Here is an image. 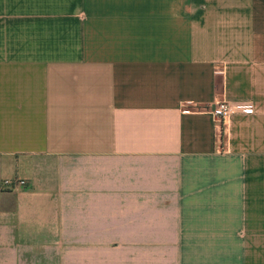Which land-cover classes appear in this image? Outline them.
Masks as SVG:
<instances>
[{"label": "crops", "instance_id": "0c3cea01", "mask_svg": "<svg viewBox=\"0 0 264 264\" xmlns=\"http://www.w3.org/2000/svg\"><path fill=\"white\" fill-rule=\"evenodd\" d=\"M0 264H264V0H0Z\"/></svg>", "mask_w": 264, "mask_h": 264}, {"label": "built area", "instance_id": "2783aa9c", "mask_svg": "<svg viewBox=\"0 0 264 264\" xmlns=\"http://www.w3.org/2000/svg\"><path fill=\"white\" fill-rule=\"evenodd\" d=\"M212 70L214 73H221L222 67L220 65H214ZM202 111L208 115L210 120L215 123L216 126L221 128L229 116L233 113L251 114L253 109L251 103H230L227 101L218 100L213 102L208 108L203 109ZM219 150H221V147H219ZM20 184H22V182L17 180H4L2 183V185L5 187L11 185L16 186Z\"/></svg>", "mask_w": 264, "mask_h": 264}]
</instances>
